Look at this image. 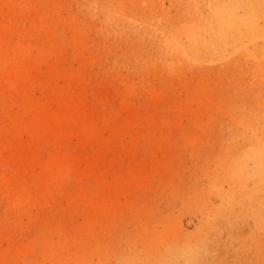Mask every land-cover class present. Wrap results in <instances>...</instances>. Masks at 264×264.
Returning <instances> with one entry per match:
<instances>
[{
  "label": "rangeland",
  "instance_id": "obj_1",
  "mask_svg": "<svg viewBox=\"0 0 264 264\" xmlns=\"http://www.w3.org/2000/svg\"><path fill=\"white\" fill-rule=\"evenodd\" d=\"M231 2H245L257 11H264V0H12L8 3L4 10L12 15L9 27L13 29L2 32L3 35L8 34L14 46L17 32L22 30L26 43L35 53H42L45 64L53 66L56 73H65L67 79L56 81L58 88L51 85V91L48 89L53 96L59 91L67 92L72 102L73 94L78 96H75V104L94 138L86 143L71 138L65 143L66 147L57 142H47L38 149L20 147L24 168L19 165L20 161L8 158L0 141L1 264H264V181H258L254 173L245 176L240 170L243 162L253 168V161L247 159L249 152L252 154L259 146L264 147V48L262 43L246 36L224 38L226 30L217 9ZM3 35H0V47L5 49ZM48 37L53 40L49 41ZM80 40L83 42L79 43ZM13 46L8 48L9 53ZM3 90L0 87V130L6 132L11 143L14 139L8 135L10 111L6 100L14 101L17 95ZM40 92L36 91L37 96ZM124 110L129 111L128 114ZM240 127H245V132ZM55 152L59 156L75 155L84 161L72 176H61L60 185L57 182L47 187L45 179L38 175V163L32 164V160L47 158ZM28 160L30 166H27ZM108 163L109 166L105 165ZM89 164L96 166L92 170L87 167ZM20 184L30 187L32 199L29 201L20 200ZM82 212L85 214L81 215ZM156 230L158 233L166 231L168 235L163 237L161 232L159 236ZM186 250L190 254L187 255Z\"/></svg>",
  "mask_w": 264,
  "mask_h": 264
},
{
  "label": "bare ground",
  "instance_id": "obj_2",
  "mask_svg": "<svg viewBox=\"0 0 264 264\" xmlns=\"http://www.w3.org/2000/svg\"><path fill=\"white\" fill-rule=\"evenodd\" d=\"M16 1H18V0H16ZM63 1V0H62ZM108 1V0H107ZM109 1H111V0H109ZM207 1V0H206ZM12 3V0H0V35L2 34L3 35V33L4 32H12V29L13 28H10L9 26H11V23H12V15H11V13L10 12H7V13H5V8L6 7H8V3ZM50 2H51V0H50ZM126 3V2H125ZM72 4V3H71ZM104 4V3H103ZM107 5V4H106ZM200 5V4H199ZM36 6V5H35ZM100 6H102V5H100ZM108 6V5H107ZM188 6V5H187ZM16 8V7H15ZM72 8V7H71ZM99 8V7H98ZM123 8H124V6H123ZM65 9V8H64ZM206 9V8H205ZM9 10H10V8H9ZM72 10V9H71ZM124 10V9H123ZM135 11V10H134ZM217 11H218V15H219V18L221 19V21H222V27L226 30V35H224V38H234V39H236V38H243V37H247L249 40H251V39H254L253 41L254 42H256V43H259V44H261L262 43V46H263V48H264V11H257L256 10V7H253V6H251L250 4H248V3H245V2H231V3H229L228 5H226V6H224V7H221V8H219V9H217ZM37 12V11H36ZM100 12H103V11H100ZM97 13H99V12H97ZM63 14V13H62ZM100 14V13H99ZM14 15H16V14H14ZM104 15V14H103ZM17 16V15H16ZM128 16V15H127ZM43 18V17H42ZM41 18V19H42ZM45 18V17H44ZM73 18V17H72ZM124 18H125V16H124ZM40 19V18H39ZM40 19V20H41ZM70 19V18H69ZM102 19V18H101ZM104 19V18H103ZM127 19V18H126ZM131 19V18H130ZM40 20H39V22H40ZM43 21V20H42ZM44 21H45V19H44ZM43 21V22H44ZM49 21H51V20H49ZM71 21H73V19H71ZM106 21V20H105ZM104 21V22H105ZM204 21V20H203ZM42 22V23H43ZM103 22V21H102ZM107 22V21H106ZM126 22V21H125ZM131 22V21H130ZM181 22V21H180ZM190 22H191V20H190ZM41 23V22H40ZM40 23H38V24H40ZM67 23H69V21L67 22ZM73 23V22H72ZM121 22H119V24H120ZM123 23V22H122ZM134 24H135V22H133ZM142 23H144V22H142ZM146 23V22H145ZM148 23V22H147ZM175 23V22H174ZM9 24V25H8ZM35 24V23H34ZM53 24V23H52ZM60 24V23H59ZM59 24H58V26H59ZM66 24V23H65ZM108 24V23H107ZM110 24V23H109ZM113 24V23H112ZM57 25V24H56ZM55 25V26H56ZM70 25H71V23H70ZM111 25V24H110ZM141 25V24H140ZM147 25V24H146ZM152 25V24H151ZM32 26H34V25H32ZM45 26V25H44ZM58 26H57V28H58ZM126 26V25H125ZM66 27V26H65ZM73 27V26H72ZM144 27H146V26H144ZM156 27V26H155ZM196 27H197V25H196ZM68 28V27H67ZM81 28V27H80ZM110 28V27H109ZM153 28H154V26H153ZM152 28V29H153ZM159 28V27H158ZM33 29H36V28H33ZM69 29L71 30V28H70V26H69ZM79 29V28H78ZM82 29V28H81ZM150 29V28H149ZM157 29V28H156ZM40 30V29H39ZM80 30V29H79ZM111 30V29H110ZM163 30V29H162ZM54 31V30H53ZM69 31V30H68ZM126 31V30H125ZM160 31V30H159ZM165 31V30H164ZM3 32V33H2ZM21 32H22V30H21ZM21 32H17V34H18V38H17V40L15 41V44H14V46L12 45L13 43L11 42V40H9V39H11V37H7L8 36V34H6V36H1V39L3 40V42H5L6 43V45H7V48H5V49H3V48H1L0 47V82L2 83V84H0V87H3L4 88V90H3V92H8L9 94H12V95H17V98L14 100V101H12V99H10V100H6L7 101V108L9 109V111H10V115H9V122L7 123V126H8V128H9V133H8V135H9V137H11L12 139H14L13 141H15V142H13V141H11V143L7 140L8 138H6V135H5V133H3L1 130H0V141L3 143V149L5 150V151H7L8 152V154H7V156H8V158L9 159H11L13 162H17V161H20V163L21 164H19V165H21L23 168H24V161H23V157H22V155H21V153H20V151H19V148L20 147H22V148H24V147H27V148H34V149H38L39 147H42V146H44L47 142H52V143H55V142H57V143H62L65 147H66V145H65V143L67 142V140H69V139H71V138H76V139H79L80 141H85V143H86V141L88 142L89 140H90V138L91 137H93L92 135L90 136V134H92L91 133V131H88V130H90V129H88L87 127H85L86 126V124L83 122L84 120H83V117L81 116V113H80V111L78 110V105H76L75 104V96H76V98L78 97L77 95H75V93L73 94V102L71 101V99H70V97H69V95H67L66 93H64L63 91H59L57 94H56V96H53V94L51 95V93H50V91H51V87H49V86H54V88H56L58 85H57V83H56V81H58L59 79H61V78H63V80L64 79H67L66 78V75H65V73H61V72H58V73H56V71H55V69L53 68V66H50V65H47V64H45V62L42 60V58H41V56H42V53L39 51V52H34V49L30 46V45H28L26 42L27 41H25V37L22 35V33ZM81 32V31H80ZM82 32H84L83 31V29H82ZM158 32V31H157ZM157 32H156V34L155 35H157ZM219 32V31H218ZM21 33V34H20ZM33 33V32H32ZM42 33H44V32H42ZM67 33V32H66ZM150 33V32H149ZM161 33V32H160ZM74 34H75V32H74ZM13 35V34H12ZM31 35V34H30ZM40 35V34H39ZM65 35V34H64ZM73 35V34H72ZM81 35L83 36V33H81ZM145 35V34H144ZM168 35V34H167ZM170 35V34H169ZM10 36V35H9ZM41 37V36H40ZM39 37V38H40ZM43 37V36H42ZM47 37V36H46ZM49 37H51V36H49ZM49 37H48V39H49ZM54 37V35L52 36V38ZM65 37V36H64ZM129 37H130V35H129ZM135 37H136V35H135ZM169 37V36H168ZM13 38V37H12ZM51 38V39H52ZM77 38V37H76ZM158 38V37H157ZM45 39V38H44ZM51 39H49V41H51ZM58 39V38H57ZM151 39V38H150ZM223 39V38H222ZM32 40V39H31ZM34 40V39H33ZM53 40V39H52ZM155 41H156V39H154ZM191 40L193 41L194 39L193 38H191ZM36 41H38V40H36ZM81 41V40H80ZM252 41V40H251ZM53 42V41H52ZM71 42V41H70ZM83 41H81V42H79V43H82ZM149 42V41H148ZM43 43V42H42ZM45 43V42H44ZM43 43V44H44ZM48 43H50V42H48ZM226 43V42H225ZM247 43V42H246ZM152 44H153V42H152ZM2 45V44H1ZM54 45V44H53ZM10 46H13V48H12V52L11 53H9L8 52V48L10 47ZM51 46V45H50ZM80 46V45H79ZM177 46H178V44H177ZM58 47V46H57ZM57 47H56V49H57ZM185 47H187V46H185ZM194 47V46H193ZM198 47V46H197ZM72 48V47H71ZM79 48V47H78ZM153 48V47H152ZM53 49V48H52ZM58 49H59V47H58ZM68 49H70V48H68ZM75 49V48H74ZM81 50H82V48H80ZM167 49V48H166ZM182 49V48H181ZM236 49V48H235ZM240 49V48H239ZM243 49V48H242ZM54 50V49H53ZM52 50V51H53ZM80 50V51H81ZM173 50V49H172ZM190 50V49H189ZM249 50H250V48H249ZM73 51V50H72ZM79 51V50H78ZM177 51V50H176ZM234 51V50H233ZM61 52V51H60ZM69 52V51H68ZM184 52V51H183ZM237 52H239V51H237ZM241 52V51H240ZM250 51H248V53H249ZM255 52V51H254ZM253 52V53H254ZM72 53V52H71ZM167 53H168V51H167ZM171 53V52H170ZM182 53V52H181ZM234 53V52H233ZM237 54V53H236ZM240 54V53H239ZM48 55V54H47ZM51 55V54H50ZM54 55V54H53ZM170 55V54H169ZM175 55H177V52H176V54H174V56ZM196 55V54H195ZM232 55V54H231ZM255 55V54H254ZM258 55H260V54H258ZM52 56V55H51ZM187 56V55H186ZM230 56V55H229ZM229 56H227V57H229ZM244 56V55H243ZM262 56V55H261ZM53 57V56H52ZM185 57V56H184ZM237 57H238V54H237ZM176 58V57H175ZM253 58V57H252ZM61 59V58H60ZM254 59V58H253ZM94 60V59H93ZM212 60V59H211ZM220 60L221 59H219V62H220ZM225 60V59H224ZM256 60V59H255ZM48 61V60H47ZM53 61H54V59H53ZM170 61V60H169ZM168 61V62H169ZM218 61V60H217ZM236 60H234V62H235ZM90 62V61H89ZM194 62H196V61H194ZM204 62V61H203ZM214 62V61H213ZM216 62V61H215ZM252 62V61H251ZM82 63H84V62H82ZM170 63H172V62H170ZM169 63V64H170ZM229 63V62H228ZM233 63V62H232ZM236 63V62H235ZM64 64V63H63ZM178 64V63H177ZM180 64V63H179ZM178 64V65H179ZM195 64V63H194ZM207 64V63H206ZM205 64V65H206ZM215 64V63H214ZM221 64H223V63H221ZM238 64V63H237ZM247 64H248V62H247ZM253 64H254V62H253ZM80 65V64H79ZM209 65V64H208ZM245 65H246V63H245ZM252 65V64H251ZM245 67V66H244ZM257 67V66H256ZM197 68V67H196ZM249 68V67H248ZM67 70V69H66ZM69 70V69H68ZM221 70V69H220ZM243 70V69H242ZM241 71V70H240ZM67 72V71H66ZM249 73V72H248ZM223 74V73H222ZM251 74V73H250ZM209 74H207V76H208ZM244 77V76H243ZM247 78V77H246ZM250 79V78H249ZM252 79V78H251ZM70 80H71V78H70ZM215 80V79H214ZM243 81V80H242ZM250 81V80H249ZM70 82V81H69ZM68 82V84H72V83H69ZM249 83V82H248ZM219 84V83H218ZM250 84H251V82H250ZM236 85H237V83H236ZM247 86V85H246ZM48 87L50 88V91H49V89H48ZM68 87H71V86H68ZM241 87V86H240ZM58 88V87H57ZM232 88V87H231ZM264 88V87H263ZM40 90L41 92H40V96H37V94H36V91L37 90ZM224 91V90H223ZM226 93V92H225ZM224 94V93H223ZM213 95V94H212ZM52 96H53V98H52ZM71 96V95H70ZM2 98V97H1ZM206 98V97H205ZM211 99H212V97H211ZM78 100H80V99H78ZM81 101V100H80ZM215 101H216V99H215ZM241 101V100H240ZM80 103V102H79ZM83 103V102H82ZM219 104V103H218ZM239 104H241V103H239ZM220 105V104H219ZM80 106H81V104H80ZM127 107V106H126ZM128 107H130V106H128ZM130 108H132V107H130ZM130 108L128 109V110H130ZM213 108H215L214 106H213ZM84 109V108H83ZM136 109V108H135ZM226 109H227V107H226ZM225 109V110H226ZM133 110V109H132ZM141 110V109H140ZM219 110V109H218ZM217 110V111H218ZM5 111V110H4ZM127 112V110H124L123 112ZM213 111H214V109H213ZM223 111V110H222ZM221 111V112H222ZM86 112V111H85ZM122 112V113H123ZM125 112V113H126ZM129 112V111H128ZM128 112H127V114H128ZM142 112V111H141ZM215 112V111H214ZM258 112V111H257ZM4 113V112H3ZM115 113V112H114ZM226 113L227 112H225V115H226ZM92 114H94V113H92ZM91 114V115H92ZM131 114H132V111H131ZM220 114V113H219ZM230 114V113H229ZM222 115V114H221ZM232 115V114H231ZM85 116V115H84ZM89 116H90V114H89ZM122 116H123V114H122ZM134 115H132V117H133ZM135 116H136V113H135ZM234 116V115H233ZM257 116V115H256ZM93 117V116H92ZM144 117V116H143ZM228 117V116H227ZM123 118V117H122ZM213 118V117H212ZM242 118V117H241ZM1 119V118H0ZM88 119V118H87ZM89 120V119H88ZM233 120H234V118H233ZM262 120V119H261ZM260 120V122H262ZM124 121H127L126 119L124 120ZM235 121V120H234ZM233 121V122H234ZM238 121H240V119L238 120ZM237 121V122H238ZM252 121V120H251ZM113 122V121H112ZM137 122V121H136ZM135 122V123H136ZM249 122V121H248ZM247 122V123H248ZM253 122V121H252ZM108 123V122H107ZM106 123V124H107ZM123 123V122H122ZM243 123V122H242ZM2 124H3V122H2ZM95 124H96V122H95ZM133 124V123H132ZM237 124H240V126L242 125L241 124V122L239 123H237ZM236 124V125H237ZM249 124V123H248ZM120 125V124H119ZM129 125H131V123L129 124ZM243 126V125H242ZM245 126V125H244ZM251 126V125H250ZM1 127V126H0ZM131 127H132V125H131ZM149 127V126H148ZM249 127V126H248ZM240 128H244L243 130V132H245V127H240ZM5 129V128H4ZM120 129V128H119ZM118 129V130H119ZM130 129V128H129ZM134 129V128H133ZM133 129H131V130H133ZM156 129V128H155ZM248 129V128H247ZM100 130V129H99ZM114 130V129H113ZM121 130V129H120ZM123 130V129H122ZM121 130V131H122ZM135 130V129H134ZM237 130V129H236ZM5 131V130H4ZM6 131H8V130H6ZM106 131V130H105ZM116 131V130H115ZM247 131H249V130H247ZM260 131H262V130H260ZM95 132V131H94ZM93 132V133H94ZM135 132V131H134ZM154 132V131H153ZM251 132V131H250ZM256 132H258V131H256ZM263 132V131H262ZM108 133H109V130H108ZM113 133H115L114 131H113ZM136 133V132H135ZM161 133V132H160ZM95 134V133H94ZM102 133H100V135H101ZM103 134H105V133H103ZM248 134H250V133H248ZM107 135V134H106ZM112 135V134H111ZM242 135V134H241ZM243 135H244V133H243ZM255 135V134H254ZM262 135V134H261ZM99 136V135H98ZM245 136V135H244ZM8 137V136H7ZM107 137H109V136H107ZM133 137V136H132ZM160 137V136H159ZM237 137H239V135L237 136ZM264 137V136H263ZM94 138V137H93ZM115 138V137H114ZM242 138H243V136H242ZM256 138V137H255ZM89 139V140H88ZM96 139H97V137H96ZM109 139H111V137L109 138ZM115 140V139H114ZM118 140V139H117ZM158 140V139H157ZM232 140V139H231ZM76 141V140H75ZM79 141V142H80ZM93 141V140H92ZM121 141V140H120ZM160 141V140H159ZM234 141V140H233ZM233 141L231 142V144L233 143ZM238 141H241V139L239 140L238 139ZM237 141V142H238ZM243 141V140H242ZM245 141V140H244ZM247 141V140H246ZM256 141V140H255ZM254 141V142H255ZM9 142V143H8ZM97 142H99L98 140H97ZM127 142H128V140H127ZM252 142V141H251ZM56 143V144H57ZM113 143V142H112ZM235 143V142H234ZM79 144V143H78ZM91 144V143H90ZM99 144H101V143H99ZM254 144V143H253ZM70 145H71V143H70ZM76 145V144H75ZM97 145V144H96ZM103 145H104V143H103ZM233 145V144H232ZM237 145V144H236ZM256 146H257V143L255 144ZM258 145H260V144H258ZM63 146V147H64ZM78 146V145H77ZM95 146V145H94ZM107 146H109V145H107ZM238 146V145H237ZM239 146H240V144H239ZM241 146H243V144L241 145ZM240 146V147H241ZM250 146V145H249ZM46 147H48L47 145H46ZM45 147V148H46ZM56 147V146H55ZM64 147V148H65ZM84 147V146H83ZM102 147V146H101ZM110 147V146H109ZM122 147H124V146H122ZM229 147V146H228ZM234 147V146H233ZM232 147V148H233ZM236 147V146H235ZM244 147H245V145H244ZM254 147V146H253ZM258 147V146H257ZM48 148H50V147H48ZM104 148H105V150H106V147L104 146ZM117 148V147H116ZM223 148V147H222ZM243 148V147H242ZM60 149V148H59ZM82 149V148H81ZM84 149V148H83ZM103 149V148H102ZM110 149V148H109ZM126 149V148H125ZM226 149V148H225ZM230 149V148H229ZM23 150V149H22ZM104 150V149H103ZM134 150V149H133ZM224 150V149H223ZM245 150V149H244ZM30 151V150H29ZM36 151V150H35ZM35 151H34V153H35ZM39 151V150H38ZM52 151V150H51ZM96 151V150H95ZM110 151H112L111 149H110ZM110 151H109V153H110ZM136 151V150H135ZM134 151V152H135ZM227 151V150H226ZM240 151V150H239ZM76 152V151H75ZM137 152H138V150H137ZM244 152V151H243ZM42 153V152H41ZM45 153V152H44ZM56 153V152H55ZM55 153H53V154H51L49 157H47V158H42V157H36L35 159H33L32 160V164H34V163H38V164H36L37 166H38V168H39V176H40V178H43V180L45 179V183H46V186L47 187H49V186H51V185H56L57 184V182H58V180H60L61 178V176H63V175H70V176H72L71 174H72V172H74L75 170H77V169H80V166H81V162L82 161H84V160H82L81 158H79L78 156H75V155H73V156H71V155H69V154H62V155H57V153L55 154ZM73 153V152H72ZM71 153V154H72ZM101 153H103V152H101ZM107 153H108V151H107ZM108 153V154H109ZM112 153V152H111ZM225 153V152H224ZM236 153V152H235ZM242 153V152H241ZM240 153V154H241ZM10 154V155H9ZM25 154V153H24ZM31 154V153H30ZM36 154V153H35ZM106 154V153H105ZM117 154V153H116ZM127 154V153H126ZM125 154V155H126ZM131 154V153H130ZM249 154H250V156H248L247 157V159H250V161H253V163H254V167L253 168H250V163H245V162H243L242 164H241V168H240V170H241V172L246 176L247 174H255V177H257L258 178V181H260V180H262V183H263V181H264V147L261 149L260 148V146H259V149H257L256 151H254L252 154L249 152ZM37 155H38V153H37ZM43 155V154H42ZM78 155V154H77ZM107 155V154H106ZM225 155V154H224ZM5 156V155H4ZM34 156V155H33ZM128 156H130V155H128ZM243 156H245V155H243ZM35 157V156H34ZM34 157H32V158H34ZM45 157V156H44ZM88 157V156H87ZM97 157V156H96ZM239 157V156H238ZM240 157H242V154L240 155ZM2 158V157H1ZM92 158H93V155H92ZM112 158H113V156H112ZM224 157H222V159H223ZM226 158H228V156L226 157ZM4 159H6V156H5V158ZM26 159V158H25ZM85 159V158H84ZM98 159V158H97ZM100 159H101V157H100ZM109 159V158H108ZM136 159V158H135ZM221 159V158H220ZM239 159V158H238ZM30 160V159H29ZM28 160V162H27V166H30V161ZM113 160V159H112ZM111 160V161H112ZM5 161V160H4ZM88 161V159H86V163H89V161ZM95 161V160H94ZM102 161H104L103 159H102ZM214 161H216V160H214ZM227 161V160H226ZM239 161V160H238ZM93 162V161H92ZM105 162V161H104ZM108 162V160L106 161V163ZM110 162V161H109ZM211 162V161H210ZM85 162H83L82 164H84ZM135 163V162H134ZM216 162H214V164H215ZM109 164L110 163H108V164H105V165H108L109 166ZM139 164H140V162H139ZM15 165V164H14ZM17 165V164H16ZM85 166H86V164H84ZM104 165V164H103ZM84 166V167H85ZM92 165L91 164H89V165H87V167L89 168V169H92L94 166H96V165H94L93 167H91ZM114 166H115V164H114ZM144 166V165H143ZM215 166H217V165H215ZM15 167V166H14ZM14 167H12V168H14ZM21 167V168H22ZM86 167V168H87ZM132 167V166H131ZM137 167H138V164H137ZM139 167H141V166H139ZM152 167V166H151ZM217 167H219V171H223V170H220L221 168H220V166L218 165ZM217 167H215V168H217ZM239 167V166H238ZM104 168H106V167H104ZM159 168V167H158ZM206 168H207V166H206ZM211 168V167H210ZM232 168V170H234L233 168L234 167H231ZM15 169V168H14ZM94 169V168H93ZM92 169V170H93ZM128 169H130V168H128ZM202 169H204V168H202ZM223 169H226V168H223ZM0 170H1V167H0ZM104 170V169H103ZM106 170V169H105ZM120 170V169H119ZM141 170H142V167H141ZM154 170V169H153ZM204 170H207V169H204ZM203 170V171H204ZM215 170V169H214ZM25 171V170H24ZM131 171H132V168H131ZM136 171L137 172H139V169L137 170V168H136ZM135 171V172H136ZM202 171V172H203ZM213 171V170H212ZM218 171V172H219ZM13 173H14V171H12ZM22 172V171H21ZM32 172H33V170H32ZM82 172V171H81ZM80 172V173H81ZM92 172V171H91ZM94 172V171H93ZM104 172H106V171H104ZM103 172V173H104ZM130 172V171H129ZM136 172V173H137ZM145 171H143V173H144ZM207 172H209L208 170H207ZM213 172H215V173H217L216 172V170L215 171H213ZM224 172V171H223ZM2 173V172H1ZM0 173V174H1ZM9 173V172H8ZM19 173V172H18ZM25 173V172H24ZM37 173V172H36ZM35 173V174H36ZM79 173V174H80ZM83 173H84V171H83ZM87 173H88V175H90V173H89V170L87 171ZM86 173V174H87ZM99 173H100V171H99ZM132 173V172H131ZM153 173V172H152ZM211 173V172H210ZM17 174V173H16ZM27 174V173H26ZM86 174H85V176H86ZM123 174V173H122ZM135 174V173H134ZM139 174V173H138ZM202 174V173H201ZM205 174V173H204ZM207 174V173H206ZM227 174V173H226ZM242 174V175H243ZM18 175V177H19V174H17ZM22 175V174H21ZM97 175V174H96ZM225 175V174H224ZM228 175V174H227ZM14 176H16V175H14ZM26 175H24L23 177H25ZM80 176H81V174H80ZM105 176V175H104ZM128 176V175H127ZM215 176H217V175H215ZM226 176V175H225ZM8 177V176H7ZM21 177V176H20ZM64 177V176H63ZM62 177V178H63ZM88 177V176H87ZM87 177H85V179L87 178ZM91 177V175L88 177V178H90ZM97 177V176H96ZM99 177V176H98ZM136 177V176H135ZM139 177H140V175H139ZM232 178H233V175L231 176ZM230 177V178H231ZM2 178V177H1ZM4 178V177H3ZM2 178V179H3ZM60 178V179H59ZM72 178V177H71ZM75 178V177H74ZM84 178V177H83ZM82 177H81V179H83ZM87 178V179H88ZM141 178V177H140ZM139 178V179H140ZM207 178V177H206ZM227 178V177H226ZM238 178V177H237ZM241 178V177H240ZM1 179V180H2ZM6 179V178H5ZM26 179H29V178H27V176H26ZM91 179V178H90ZM94 179V178H93ZM98 179V178H97ZM101 179H102V177H101ZM142 179H143V176H142ZM144 179H146V177H144ZM209 179V178H208ZM216 179H217V177H216ZM223 179V178H222ZM9 180H10V178H9ZM8 180V181H9ZM14 180V179H13ZM16 180V179H15ZM70 180V179H69ZM120 180V179H119ZM118 180V181H119ZM141 180V179H140ZM218 180V179H217ZM216 180V181H217ZM221 180V179H220ZM219 180V181H220ZM254 180V179H253ZM35 181V180H34ZM73 181V180H72ZM83 181V180H82ZM97 181H99V180H97ZM143 181V180H142ZM218 181V182H219ZM236 181V180H235ZM3 182V181H2ZM16 182V181H15ZM74 182V181H73ZM103 182H104V180H103ZM222 182H224L223 180H222ZM232 182V181H231ZM241 182H242V180H241ZM261 182V181H260ZM17 183V182H16ZM23 183V182H22ZM77 183V182H76ZM112 183V182H111ZM139 183V182H138ZM143 183V182H142ZM142 183H140V185L142 184ZM243 183V182H242ZM251 183V182H250ZM249 183V184H250ZM6 184H8V183H6ZM58 184H59V182H58ZM74 184V183H73ZM136 184V183H135ZM145 184V183H144ZM224 184V186H226L225 185V183H223ZM229 184H231V183H229ZM232 184H233V182H232ZM235 184H237V183H235ZM60 185V184H59ZM114 185V184H113ZM120 185V184H119ZM212 185V184H211ZM222 185V184H221ZM242 185V184H241ZM254 185V184H253ZM262 185H264V184H262ZM19 186V185H18ZM30 186H31V183H30ZM33 186V185H32ZM83 186V185H82ZM206 186V185H205ZM234 186V185H233ZM245 186V185H244ZM35 187H37V186H34L33 188H35ZM221 187V186H220ZM227 187H229V186H227ZM261 187V186H260ZM259 187V188H260ZM19 188H20V192H19V194H20V197H21V201H23V202H26V201H29L30 199H32V193H31V190H30V187L29 188H27V186H24V184H20V186H19ZM38 188V187H37ZM36 188V189H37ZM118 188V187H117ZM136 188V187H135ZM242 188V187H241ZM7 189V188H6ZM217 189V188H216ZM225 189V188H224ZM40 190H42V189H39V191ZM82 190V189H81ZM81 190H79V194L81 193ZM194 190V189H193ZM192 190V191H193ZM218 190V189H217ZM236 190H239V189H236ZM1 191V190H0ZM35 191V190H34ZM199 191V190H198ZM84 192V191H83ZM119 192V191H118ZM130 192V191H129ZM212 192H213V190H212ZM245 193H246V191H244ZM62 193V192H61ZM69 193V192H68ZM184 193V192H183ZM229 193V192H228ZM254 193L256 194V192L254 191ZM35 194H36V192H35ZM40 194V193H39ZM118 194V193H117ZM194 194V193H193ZM196 194V193H195ZM194 194V195H195ZM219 194H220V192H219ZM218 194V195H219ZM4 195V194H3ZM62 195V194H61ZM81 195V194H80ZM115 195V194H114ZM120 195V194H119ZM127 194H125V196H126ZM185 195V194H184ZM183 195V196H184ZM225 195V194H224ZM223 195V196H224ZM240 195V194H239ZM19 196V195H18ZM42 196H44V194L42 195ZM41 196V197H42ZM78 196V195H77ZM124 195H123V197L122 198H124L125 197ZM210 196V195H209ZM221 196V195H220ZM243 196V195H242ZM254 196V195H253ZM1 197V196H0ZM38 197V196H37ZM36 197V198H37ZM40 197V198H41ZM76 197V196H75ZM120 197V196H119ZM130 197V196H129ZM199 197V196H198ZM258 197V196H257ZM261 197H262V195H261ZM35 198V199H36ZM43 198V197H42ZM45 198H46V195H45ZM116 198V197H115ZM250 198V197H249ZM44 199V198H43ZM85 199V198H84ZM98 199V198H97ZM119 199V198H118ZM209 199V198H208ZM251 199V198H250ZM253 199H254V197H253ZM37 200V199H36ZM40 200V199H39ZM99 200V199H98ZM97 200V201H98ZM103 200V199H102ZM123 200V199H122ZM139 200V199H138ZM217 200H218V198H217ZM249 200V199H248ZM255 200V199H254ZM259 200V199H258ZM126 201V200H125ZM208 201H210V200H208ZM211 201H212V199H211ZM243 201V200H242ZM249 201H251V200H249ZM248 201V202H249ZM257 201V200H256ZM261 201V200H260ZM263 201V200H262ZM261 201V202H262ZM69 202V201H68ZM229 202V201H228ZM252 202H254V201H252ZM4 203V202H3ZM35 203V202H34ZM33 203V204H34ZM40 203V202H39ZM79 203V205H80V202H78ZM78 203H77V205H78ZM94 203V202H93ZM100 203H101V201H100ZM103 203V202H102ZM125 203V202H124ZM123 203V204H124ZM213 203V202H212ZM257 203V202H256ZM259 203V202H258ZM5 204V203H4ZM7 204V203H6ZM36 204H38V203H36ZM104 204V203H103ZM122 204V205H123ZM195 204V203H194ZM209 204V203H208ZM211 204V203H210ZM209 204V205H210ZM68 205V204H67ZM97 205V204H96ZM225 205V204H224ZM251 205V204H250ZM249 205V206H250ZM255 205V204H254ZM261 205H262V203H261ZM1 206V205H0ZM34 206V205H33ZM50 206V205H49ZM72 206H74V205H72ZM76 206V205H75ZM221 206H222V204H221ZM220 206V207H221ZM244 206V205H243ZM263 206V205H262ZM97 207V206H96ZM252 206H250V208H251ZM254 207V206H253ZM258 207H259V204H258ZM56 208V207H55ZM169 208V207H168ZM241 208V207H240ZM248 208V207H247ZM50 209V208H49ZM119 209V208H118ZM130 209V208H129ZM219 209V208H218ZM236 209H239V208H236ZM242 209V208H241ZM62 210V209H61ZM71 210V209H70ZM115 210H117V209H115ZM131 210V209H130ZM212 210V209H211ZM248 210V209H247ZM89 211V210H88ZM119 211V210H118ZM135 211V210H134ZM208 211V210H207ZM45 212V211H44ZM90 212V211H89ZM210 212V211H209ZM208 212V213H209ZM212 212V211H211ZM237 212V211H236ZM33 213V212H32ZM37 213V212H36ZM35 213V214H36ZM40 213H41V211H40ZM96 213V212H95ZM240 213V212H239ZM10 214V213H9ZM13 214V213H12ZM17 214V213H16ZM20 213H18V215H19ZM39 214V213H38ZM47 214V213H46ZM77 214V213H76ZM85 214V212L83 213L82 212V214L81 215H84ZM90 214V213H89ZM169 214V213H168ZM214 215H215V213H213ZM14 215V214H13ZM40 215V214H39ZM70 215V214H69ZM79 215V214H78ZM78 215H77V217H78ZM80 215V216H81ZM112 215H114V213L112 214ZM111 215V216H112ZM16 216V215H15ZM52 216H54V215H52ZM202 216V215H201ZM45 217H46V215H45ZM51 217V216H50ZM76 217V218H77ZM93 217V216H92ZM114 216H112V218H113ZM150 217V216H149ZM245 217V216H244ZM43 218V217H42ZM49 218V217H48ZM87 218V217H86ZM111 218V219H112ZM213 218V217H212ZM229 218V217H228ZM243 218V217H242ZM241 218V219H242ZM45 219H47V218H45ZM54 219V218H53ZM78 219V218H77ZM76 219V220H77ZM82 219V218H81ZM248 219V218H247ZM79 220H80V218H79ZM84 220H85V218H84ZM104 220V219H103ZM103 220H101V221H103ZM216 220H218V219H216ZM220 220V219H219ZM56 221V220H55ZM86 221V220H85ZM168 221V220H167ZM214 221V220H213ZM233 221V220H232ZM27 222V221H26ZM115 222V221H114ZM165 222V221H164ZM171 222V221H170ZM170 222H168V223H170ZM211 222V221H210ZM24 223V222H23ZM34 223V222H33ZM77 223V222H76ZM89 223H91V222H89ZM95 223V222H94ZM101 223V222H100ZM107 223V222H106ZM105 223V224H106ZM112 224H113V222H111ZM168 223H166L167 225V228H168ZM175 223V222H174ZM11 224V223H10ZM17 224H19V223H17ZM44 224V223H43ZM42 224V225H43ZM46 224V223H45ZM70 224V223H69ZM97 224V223H96ZM112 224H110L111 226H112ZM149 224V223H148ZM147 223H145V225H148ZM151 224V223H150ZM149 224V225H150ZM156 224V223H155ZM209 224V223H208ZM220 224H221V222H220ZM24 225H25V223H24ZM87 225V224H86ZM95 225V224H94ZM98 225V224H97ZM141 225V224H140ZM144 225V224H143ZM160 225L162 226V225H165V223H163V224H161L160 223ZM160 225H159V227H160ZM172 225H173V223H172ZM211 225V224H210ZM215 225V224H214ZM257 225V224H256ZM15 226V225H14ZM27 227L29 226L28 224L26 225ZM46 225H44V227H45ZM105 226V225H104ZM156 227H157V224L155 225ZM174 226V225H173ZM236 226V225H235ZM239 226V225H238ZM30 227V226H29ZM95 227V226H94ZM141 227V226H140ZM140 227H138V228H140ZM153 227V226H152ZM182 227V226H181ZM16 228V227H15ZM17 228H19V227H17ZM46 228V227H45ZM44 228V229H45ZM71 228V227H70ZM104 228V227H103ZM108 228H109V226H108ZM161 228V227H160ZM165 228V227H164ZM212 228V227H211ZM215 228V227H214ZM220 228V227H219ZM12 229V228H11ZM61 229V228H60ZM73 229V228H72ZM77 229V228H76ZM226 229V228H225ZM16 230V229H15ZM108 230V229H107ZM161 230H163L162 228H161ZM212 230V229H211ZM214 230V229H213ZM1 231V230H0ZM4 231V230H3ZM12 231H13V229H12ZM75 231V230H74ZM87 231V230H86ZM85 231V232H86ZM160 231V230H159ZM202 231V230H201ZM210 231V230H209ZM227 231V230H226ZM6 232H9V231H6ZM22 232V231H21ZM29 232H31V231H29ZM73 232V231H72ZM98 232V231H97ZM105 232V231H104ZM110 232H111V230H110ZM109 232V234H111ZM156 232L158 233V230H156ZM162 232V231H161ZM161 232H159L157 235H159L160 236V233ZM170 232V231H169ZM202 232H204V231H202ZM221 232V231H220ZM225 232V231H224ZM1 233V232H0ZM48 233V232H47ZM83 233V232H82ZM144 233H145V231H144ZM190 233V232H189ZM208 233V232H207ZM223 233V232H222ZM5 234V233H4ZM46 234V233H45ZM44 234V235H45ZM51 234H52V232H51ZM50 234V235H51ZM81 234V233H80ZM87 234V233H86ZM89 234H90V232H89ZM98 234V233H97ZM96 234V235H97ZM100 234H101V232H100ZM109 234H107V235H109ZM132 234V233H131ZM140 234V233H139ZM162 235H163V237L165 236V235H168V233H166V231L163 233H161ZM175 233H173V235H174ZM191 234V233H190ZM193 234V233H192ZM195 234V233H194ZM1 235H3V234H1ZM49 235V236H50ZM54 235H55V233H54ZM74 235V234H73ZM128 235V234H127ZM188 235V234H187ZM222 235V234H221ZM111 236V235H110ZM109 236V237H110ZM147 236V235H146ZM149 236V235H148ZM169 236L171 237V234H169ZM177 236V235H176ZM193 236V235H192ZM206 236H207V234H206ZM264 236V235H263ZM3 237V236H2ZM13 236H11V238H12ZM74 237H76V236H74ZM73 237V238H74ZM109 237H108V239H109ZM134 238H137V237H135V236H133ZM138 237H142V236H138ZM144 237L145 236H143V239H144ZM158 237V236H157ZM170 237H169V239H170ZM174 237V236H173ZM194 237H196V236H194ZM224 237V236H223ZM9 238V237H8ZM7 237H6V239H8ZM82 238V237H81ZM99 238V237H98ZM105 238V237H104ZM149 238H151V237H149ZM148 238V239H149ZM175 238V237H174ZM205 238H207V237H205ZM4 239H5V237H4ZM27 239V238H26ZM75 239H77V238H75ZM110 239H111V237H110ZM113 239V238H112ZM128 239V238H127ZM147 239V238H146ZM146 239H145V242H147L146 241ZM161 239V238H160ZM165 240H167L166 238H164ZM176 239V238H175ZM186 239V238H185ZM262 239H264V238H262ZM104 240V239H103ZM122 240H124V239H122ZM137 240H138V238H137ZM151 240H152V238H151ZM156 240H159V239H156ZM171 240V239H170ZM177 240H178V238H177ZM1 241V240H0ZM8 241H10V239L8 240ZM8 241H6V242H8ZM12 241H14V240H12ZM12 241H11V243H12ZM92 241V240H91ZM112 241H114V240H112ZM130 241V240H129ZM140 241H142V240H140ZM154 241V240H153ZM161 241V240H160ZM164 241V240H163ZM214 241V240H213ZM260 241V240H259ZM6 242H5V244H6ZM41 242V241H40ZM78 242V241H77ZM76 242V243H77ZM109 242H111V241H109ZM116 242H117V240H116ZM125 242V241H124ZM143 242H144V240H143ZM151 242V241H150ZM166 242V241H165ZM194 242V241H193ZM221 242V241H220ZM219 242V243H220ZM69 243V242H68ZM128 243V242H127ZM131 243V242H130ZM129 243V244H130ZM134 243V242H133ZM167 243V242H166ZM187 243V242H186ZM8 244H9V242H8ZM39 244V243H38ZM64 244V243H63ZM85 244V243H84ZM140 244V243H139ZM143 244H146V243H143ZM142 244V245H143ZM164 244V243H163ZM168 244V243H167ZM189 244V243H188ZM226 244V243H225ZM10 245V244H9ZM13 245H14V243H13ZM21 245H23V244H21ZM76 245V244H75ZM79 245V244H78ZM149 245V244H148ZM173 246H175V244H172ZM183 245V244H182ZM185 245V244H184ZM1 246H3V245H1ZM144 246V245H143ZM158 245H156L155 246V248L157 247ZM188 246V245H187ZM195 246V245H194ZM197 246V245H196ZM213 246H215V245H213ZM226 246V245H225ZM229 246V245H228ZM242 246V245H241ZM26 247V246H25ZM29 247H31V246H29ZM83 247V246H82ZM128 247V246H127ZM133 247V246H132ZM135 247V246H134ZM146 247V246H145ZM172 247V246H171ZM20 248V247H19ZM84 248V247H83ZM174 248V247H173ZM178 248H181V247H178ZM178 248H177V251H176V249H175V251L176 252H178ZM191 248H193V247H191ZM195 248V247H194ZM220 248V247H219ZM218 248V249H219ZM224 248H226V247H224ZM235 248V247H234ZM263 248V247H262ZM14 249V248H13ZM16 249V248H15ZM68 249V248H67ZM132 249V248H131ZM213 249V248H212ZM218 249H216V250H218ZM223 249V248H222ZM228 249V248H227ZM252 249V248H251ZM6 250V249H5ZM99 250V249H98ZM136 250V249H135ZM140 250V249H139ZM139 250H138V252L137 253H139ZM184 250V249H183ZM197 250V249H196ZM202 250V249H201ZM204 250V249H203ZM215 250V251H216ZM2 251V250H1ZM62 251V250H61ZM70 251V250H69ZM102 251V250H101ZM117 251V250H116ZM130 251V250H129ZM160 251V250H159ZM187 252H186V254L188 255V254H190V251L189 250H186ZM188 251H189V253H188ZM195 251V250H194ZM205 251V250H204ZM207 251V250H206ZM205 251V252H206ZM214 251V252H215ZM220 251V250H219ZM238 251V250H237ZM3 252V251H2ZM5 252H7V251H5ZM27 252V251H26ZM32 252V251H31ZM134 252V251H133ZM140 252H142V251H140ZM156 252V251H155ZM161 252V251H160ZM169 252V251H168ZM183 252V251H182ZM181 251H180V253H182ZM198 252V251H197ZM208 252V251H207ZM226 252V251H225ZM244 252V251H243ZM248 252V251H247ZM252 252V250L250 251V253ZM52 253H53V251H52ZM56 253H57V251H56ZM86 253V252H85ZM157 253V252H156ZM175 253V252H174ZM184 253V252H183ZM210 253H211V250H210ZM236 253V252H235ZM22 254V253H21ZM42 254V253H41ZM76 254V253H75ZM74 254V255H75ZM155 254V253H154ZM192 254V253H191ZM198 254V253H197ZM239 254V253H238ZM237 254V255H238ZM241 254H243V253H241ZM249 254V253H248ZM247 254V255H248ZM49 255V254H48ZM56 255V254H55ZM70 255V254H69ZM108 255V254H107ZM123 255V254H122ZM131 255V254H130ZM151 255H152V253H151ZM169 255V254H168ZM182 255V254H181ZM187 255H186V258H187ZM214 255V254H213ZM215 255H217V254H215ZM225 255V254H224ZM227 255V254H226ZM261 255V254H260ZM20 256H22V255H20ZM20 256L18 257V258H20ZM63 256V255H62ZM68 256V255H67ZM66 256V257H67ZM77 256V255H76ZM110 256V255H109ZM158 256V255H157ZM193 256V255H192ZM197 256V255H196ZM223 256V255H222ZM238 256H240V255H238ZM56 257V256H55ZM60 257V256H59ZM150 257V256H149ZM173 257V256H172ZM177 256H175V258H176ZM194 257V256H193ZM192 257V258H193ZM216 257V256H215ZM248 257V256H247ZM259 257V256H258ZM17 258V259H18ZM54 258V257H53ZM69 258H70V256H69ZM103 258V257H102ZM108 258V257H107ZM111 258V257H110ZM132 258V257H131ZM141 258V257H140ZM144 258V257H143ZM148 258V257H147ZM195 258V257H194ZM198 258V257H197ZM241 258V257H240ZM48 259V258H47ZM50 259V258H49ZM74 259H76V258H74ZM96 259V258H95ZM130 259V258H129ZM142 259V258H141ZM210 259V258H209ZM215 259V258H214ZM216 259H218V258H216ZM215 259V260H216ZM247 259V258H246ZM259 259V258H258ZM46 260V259H45ZM56 260V259H55ZM54 260V261H55ZM60 260V259H59ZM58 260V261H59ZM77 260V259H76ZM97 260V259H96ZM108 260H109V258H108ZM111 260V259H110ZM127 260V259H126ZM176 260H178V259H176ZM182 260H184V259H182ZM205 260V259H204ZM220 260V259H219ZM221 260H223V258L221 259ZM23 261H24V259H23ZM97 261H99V260H97ZM143 261V260H142ZM145 261V260H144ZM156 261V260H155ZM174 261V260H173ZM187 261H188V259H187ZM190 261V260H189ZM226 261V260H225ZM237 261H238V259H237ZM236 261V262H237ZM263 261V260H262ZM29 262V261H28ZM27 262V263H28ZM32 262V261H31ZM33 262H34V260H33ZM46 262H48V261H46ZM78 262H79V260H78ZM105 262L107 263V261L105 260ZM146 262V261H145ZM179 262V261H178ZM202 262H203V260H202ZM218 262H220V261H218ZM2 263V262H1ZM0 263V264H1ZM35 263V262H34ZM49 263V262H48ZM138 263V262H137ZM188 263V262H187ZM226 263V262H225ZM252 263V262H251ZM259 263V262H258ZM32 264V263H31ZM44 264V263H43ZM58 264H59V262H58ZM147 264V263H146ZM151 264V263H150ZM185 264V263H184ZM190 264V263H189ZM202 264V263H201ZM246 264H249V263H246Z\"/></svg>",
  "mask_w": 264,
  "mask_h": 264
}]
</instances>
